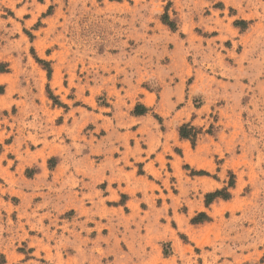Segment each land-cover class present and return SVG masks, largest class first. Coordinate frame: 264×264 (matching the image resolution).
<instances>
[{"label": "rangeland", "instance_id": "rangeland-1", "mask_svg": "<svg viewBox=\"0 0 264 264\" xmlns=\"http://www.w3.org/2000/svg\"><path fill=\"white\" fill-rule=\"evenodd\" d=\"M0 71V264H264V0H0Z\"/></svg>", "mask_w": 264, "mask_h": 264}, {"label": "trees", "instance_id": "trees-1", "mask_svg": "<svg viewBox=\"0 0 264 264\" xmlns=\"http://www.w3.org/2000/svg\"><path fill=\"white\" fill-rule=\"evenodd\" d=\"M167 18V17H166ZM167 20V19H166ZM169 26H171L170 23H167ZM38 63H40L41 65L46 66L47 63H45L44 61H41L39 59H37ZM1 72V71H0ZM50 72V71H49ZM53 98V97H52ZM55 100V99H54ZM56 104H60V103H56ZM147 113V109L144 107H138L136 114L137 115H144ZM197 131L195 128H192L190 126H182L180 128V136L182 139H187V140H191L193 145L195 143V139L197 137ZM232 186V185H231ZM222 197L223 199H228L230 197L229 193H226L224 191H217L215 193L212 194H208L206 196V204L209 205L211 204L215 199ZM209 220V217L206 214H200L198 217H196L195 219H193V223H201L204 221Z\"/></svg>", "mask_w": 264, "mask_h": 264}, {"label": "crops", "instance_id": "crops-1", "mask_svg": "<svg viewBox=\"0 0 264 264\" xmlns=\"http://www.w3.org/2000/svg\"><path fill=\"white\" fill-rule=\"evenodd\" d=\"M2 75H5V74H0V76H2ZM152 166H153V168H154V172H160V170L162 169V167H163V163H159V164H156V161H149V162H146V164H145V169L146 168H152ZM134 171L132 170V173H133ZM161 173V172H160ZM149 174H152V176L155 178V180H151V182L153 183V185H151V183H150V185L152 186V188H150L151 190H150V192L148 193V195L150 196V197H153V196H156V198L158 199V200H162V204H160L161 206H163V203L165 202V199H164V197H168V198H171L170 197V195L169 194H166V193H164V190L165 189H162V191L160 192V182H162L163 183V181H165L166 180V178H165V174L163 175L162 173H161V179L159 178V177H157V175L155 174V173H153V172H149ZM136 178V180H140V178H142V176H136L135 177ZM157 187H159V189L157 188ZM176 197V196H175ZM172 199V198H171ZM171 208H172V212L173 213H176L178 216H180V214L178 213V204L175 202V199H172V206H171Z\"/></svg>", "mask_w": 264, "mask_h": 264}]
</instances>
